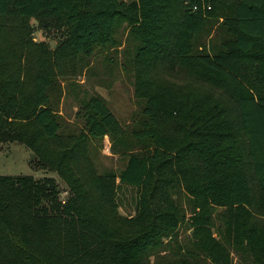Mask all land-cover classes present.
I'll return each instance as SVG.
<instances>
[{
	"label": "trees",
	"instance_id": "trees-1",
	"mask_svg": "<svg viewBox=\"0 0 264 264\" xmlns=\"http://www.w3.org/2000/svg\"><path fill=\"white\" fill-rule=\"evenodd\" d=\"M122 22L142 112L131 128L74 80ZM61 78L77 132H62ZM106 135L122 168L89 157ZM13 141L67 194L52 175L0 174V264H148L163 245L178 264H264V0H0V148Z\"/></svg>",
	"mask_w": 264,
	"mask_h": 264
},
{
	"label": "rangeland",
	"instance_id": "rangeland-1",
	"mask_svg": "<svg viewBox=\"0 0 264 264\" xmlns=\"http://www.w3.org/2000/svg\"><path fill=\"white\" fill-rule=\"evenodd\" d=\"M32 22L37 24L36 20ZM219 22L215 24L209 35L210 45L218 48L222 39L226 36V31L222 27H218ZM38 39L47 38L51 45L55 46V40H51L43 32L42 29L36 30ZM117 41L109 49L98 52L90 59L91 67L85 69L83 73L74 78L76 83L81 87L90 91H96L103 95L115 112L119 120L126 128H131L138 124L142 112L141 104L138 100L135 89L134 79L135 72L129 66L130 57L134 49V40L129 35L126 23L122 22L116 30ZM174 78L181 82L190 80L186 72L175 74ZM61 97H58V112L61 116L62 132H77L82 127V121L76 118V101L73 96L67 95L68 79L61 78ZM199 86L205 87L198 83ZM219 93V90H215ZM130 144L134 148H141L137 141ZM89 157L95 163L96 168L100 171L107 168H122L126 163V157L121 152H116L112 148V141L109 135L103 138H95L89 144ZM0 174H34L36 176L52 175L58 181L61 194L66 198L67 185L60 175L54 170L42 168L37 163L36 154L25 144L19 142H5L0 148ZM120 211L122 213L134 212V198L131 189H127L125 193L120 194ZM257 217L264 221V213H257ZM187 223H182L180 227V236L187 239L192 232ZM168 239L166 238L165 242ZM163 245L157 248L154 253L149 256L148 264H178L175 262V248Z\"/></svg>",
	"mask_w": 264,
	"mask_h": 264
},
{
	"label": "built area",
	"instance_id": "built-area-1",
	"mask_svg": "<svg viewBox=\"0 0 264 264\" xmlns=\"http://www.w3.org/2000/svg\"><path fill=\"white\" fill-rule=\"evenodd\" d=\"M61 198H62L63 201H65V197L62 194H61Z\"/></svg>",
	"mask_w": 264,
	"mask_h": 264
}]
</instances>
